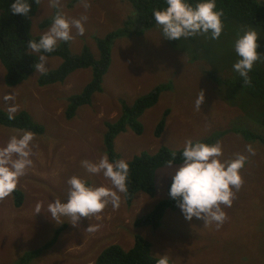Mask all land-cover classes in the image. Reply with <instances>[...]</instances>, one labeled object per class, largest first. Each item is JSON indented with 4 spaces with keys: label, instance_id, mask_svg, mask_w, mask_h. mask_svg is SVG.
Listing matches in <instances>:
<instances>
[{
    "label": "rangeland",
    "instance_id": "obj_1",
    "mask_svg": "<svg viewBox=\"0 0 264 264\" xmlns=\"http://www.w3.org/2000/svg\"><path fill=\"white\" fill-rule=\"evenodd\" d=\"M72 1L60 0L59 10L68 19L87 16L83 35L71 29V49L77 54L84 46L97 54L95 37L120 28L134 15L128 0H88L87 9L80 1L71 4ZM56 11L49 0H40L33 17V31H46L49 26L41 28L40 22L52 18ZM241 28L246 26L227 21L218 39L199 35L185 50L162 37L159 26L139 25V33L115 40L103 89L95 93L90 104L80 105L72 118L66 116L67 97L81 91L90 81L91 68H76L64 81L47 85L39 84L41 73L34 70L27 79L8 86L0 60V107L7 111L11 101H3L2 97L12 91L19 106L17 113L27 110L45 126L42 134L32 131L33 164L17 185L24 193L23 204H15L13 192L0 199V264H16L28 249L45 246L54 236V243L30 264H93L99 252L112 243L132 247L135 233L150 240L154 255L167 254L173 264H264V144L236 131L239 128L261 130L250 119L260 111L256 102L245 96V90L234 89L225 80L214 81L208 75L213 72L231 78L238 76L232 69L237 59L232 42ZM257 32L260 36L257 50L264 54V31ZM47 56L48 68L58 66L62 60L58 55ZM254 67L264 69V59ZM161 83L165 88L159 101L140 117L143 132L137 133L128 127L117 135L116 149L121 159L128 160L134 154L145 150L155 152L162 146L181 148L186 138L200 139L224 132L218 140L223 146L224 158H231L236 153L248 155L245 146L251 144L255 155H248L240 169L243 184L234 189L231 207H224V222L216 226L204 224L195 217L187 220L178 207L166 211L158 228L137 226L136 219L166 195L172 172L166 166L157 172L158 195L140 192L129 204L121 193L119 207L113 208L109 203L100 213L82 217L76 225L53 221L47 206L54 197L66 200V181L70 176L78 175L94 185L111 187L101 173L85 172L79 161H95L105 153L106 122L121 116L123 100L132 103ZM200 90L204 101L201 110H196L194 100ZM167 110L165 128L158 135L157 124ZM18 131L22 129L0 124V147ZM37 203L41 204V211L35 213ZM66 219L69 218L61 217ZM65 224L67 227L61 228ZM88 225L96 226V230L88 231Z\"/></svg>",
    "mask_w": 264,
    "mask_h": 264
},
{
    "label": "clouds",
    "instance_id": "obj_2",
    "mask_svg": "<svg viewBox=\"0 0 264 264\" xmlns=\"http://www.w3.org/2000/svg\"><path fill=\"white\" fill-rule=\"evenodd\" d=\"M85 9L89 7L88 0H80ZM39 3V0H35ZM52 8L57 9L51 18V23L38 39H29L27 48L31 53L38 55L35 69L40 73L48 71V56L58 46L59 42H68L73 39L71 32L75 28L78 34L83 35V22L87 16L68 19L59 9L60 0H49ZM30 0H12L10 10L13 14L27 15L30 11ZM153 19L159 26L162 37L169 40L188 39L205 35L206 38L216 40L224 30L223 10L217 8L216 0H165V6L154 8ZM258 32L251 27L238 29L232 47L237 59L232 69L242 79L243 84L250 85L254 64L264 59V54L257 49ZM3 101H11L7 107L9 120L15 119L18 105L15 95L6 92ZM204 93L200 90L194 100V108L201 110ZM34 133L30 130L18 131L9 137L7 143L0 147V199H3L16 190L19 178L33 164L32 141ZM248 155H255L251 144L245 146ZM179 151L180 163L174 166L177 159V150L170 151V158L166 167L171 168V184L169 196L176 201L184 218L193 217L203 220L204 224L215 223L220 226L226 219L224 207H231L235 195L243 184L240 169L243 168L248 155L236 153L231 158H224L223 146L219 140L208 143L201 139L186 138ZM81 168L88 174L101 173L107 178L111 187L94 185L87 179L70 176L66 200L54 197L47 206V213L56 223L65 221L76 225L82 217H90L100 213L109 203L113 208L120 205L121 193L128 192L129 163L125 159L110 160L104 153L98 160L81 159ZM223 206V207H222ZM41 211V204L37 203L35 213ZM61 217L69 219L61 220ZM87 230L92 232L96 226L88 225ZM157 264H170L167 254L160 255Z\"/></svg>",
    "mask_w": 264,
    "mask_h": 264
},
{
    "label": "trees",
    "instance_id": "obj_3",
    "mask_svg": "<svg viewBox=\"0 0 264 264\" xmlns=\"http://www.w3.org/2000/svg\"><path fill=\"white\" fill-rule=\"evenodd\" d=\"M73 0L71 4L79 2ZM134 11V15L128 17L123 25L108 32L106 35L97 36L96 46L98 53L93 49L84 46L77 53L71 49V41L59 42L54 52L46 55H58L62 58L60 64L54 68H48V71L41 73L38 79L40 85L64 81L65 78L76 68H91L92 75L90 81L84 88L67 97L66 116L72 118L76 115L80 105L90 104L97 91L103 89L104 75L106 74L112 62V46L119 37L131 36L139 33V25L144 28L156 25L153 19V9L165 6V0H128ZM12 0H0V60L5 68V83L13 86L27 79L35 69L34 65L38 62V55L33 54L27 48L29 39H38L41 33L33 31V17L36 15L39 3L30 0L31 8L27 15L13 14L10 10ZM217 8L223 10V23L227 21H237L246 27L254 28L257 31H264V0H216ZM51 23V17L45 18L40 22V27L45 28ZM195 37L188 39L169 40L173 46L180 49L187 48ZM209 77L214 81L225 80L232 88L245 90V96L255 101V106L260 113L257 116H251L261 127V130H251L239 128L238 133L244 135L247 139L260 141L264 144V69L253 67L249 73L251 84L245 85L238 76L231 78L224 74L210 72ZM234 76V75H233ZM165 84L155 86L152 90L138 96L132 103L122 101L121 116L115 121L106 122V131L104 133V150L110 160L121 159V154L116 149L117 135L128 127H131L137 133H142L144 126L140 120L143 112L154 106L160 98L161 91ZM168 110L164 112L162 119L158 122L156 133L160 135L165 128L168 116ZM0 124L22 130H30L38 134L45 132V126L34 119L27 111L21 110L15 113V119L9 120L7 111L0 107ZM224 132L216 133L201 140L213 143L217 141ZM182 148V147H181ZM167 146L160 147L157 151H142L134 154L129 163V176L127 181L128 192L124 193L125 200L131 204L138 193H145L149 196L158 195L157 190V172L160 168L166 166L170 158V151L177 150V159L175 164H179V149ZM166 188V195L158 199L148 212L136 219L137 226H152L158 228L167 210H176L178 208L175 200L169 196V187ZM15 195V204L21 206L24 201L23 191L16 188L13 191ZM67 227V224L61 228ZM56 240L54 236L48 243L36 248H31L18 260L16 264H30L33 259ZM159 256L152 253V244L148 238L141 233L134 234V245L126 248L120 243H112L99 252L93 264H157ZM170 264H173L172 260Z\"/></svg>",
    "mask_w": 264,
    "mask_h": 264
}]
</instances>
